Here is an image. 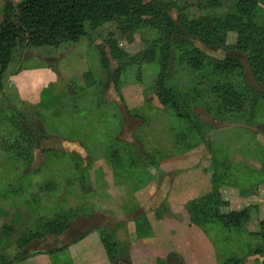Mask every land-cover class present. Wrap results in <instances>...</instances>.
<instances>
[{
  "label": "rangeland",
  "instance_id": "rangeland-1",
  "mask_svg": "<svg viewBox=\"0 0 264 264\" xmlns=\"http://www.w3.org/2000/svg\"><path fill=\"white\" fill-rule=\"evenodd\" d=\"M165 1L177 21L181 11L224 17L238 0ZM258 4L264 23V0ZM99 15L84 22L76 43L18 44L4 74L0 264L37 256L44 264H74L71 247L83 258L88 253L86 264L94 255L100 264H262L256 233L264 230V199L256 189L264 182V86L233 49L236 33L226 32L220 47L187 38L213 64L199 71L179 61L183 47L170 40L162 73L156 61L137 66L111 54L112 45L129 56L144 51L159 37L154 28ZM226 59L258 95L246 116L224 111L211 89L226 81L214 71ZM44 68L57 81L45 94L40 85L48 78L37 76ZM38 78L39 87L29 86ZM213 173L221 213L246 210L242 228L193 221L186 205L213 192ZM203 179L205 189L197 184ZM41 184L46 191L37 193ZM139 191L154 192L137 199Z\"/></svg>",
  "mask_w": 264,
  "mask_h": 264
},
{
  "label": "trees",
  "instance_id": "trees-1",
  "mask_svg": "<svg viewBox=\"0 0 264 264\" xmlns=\"http://www.w3.org/2000/svg\"><path fill=\"white\" fill-rule=\"evenodd\" d=\"M259 2L260 0H238L235 11L224 17L213 14L190 16L181 11L177 21H173L169 16L173 4L165 0H20L18 3L1 0L0 88L18 44L25 42L34 48H55L63 43H76L85 35L84 22L99 14L121 19L136 28H154L159 37L144 51L129 56L112 45L111 54L118 61L137 66L156 61L162 67V73L170 59V40H175V43L183 47L179 50V61L191 70L199 71L206 67L211 69L213 64L207 62L204 53L187 38L191 37L208 48L220 47L226 32L234 31L237 37L233 49L246 57L252 76L264 86V23L258 21L262 12ZM238 70L239 67L229 59L217 61L214 71L224 73L226 81L213 85L211 89L224 111L234 108L243 111L246 116L247 109L256 104L258 95L237 79L241 77ZM163 78L160 75L158 79L163 81ZM240 86L243 91H239ZM48 88L51 85L43 89L42 93L45 94ZM214 177L215 173L212 175L213 192L186 205L191 215H194L193 221L203 226L210 220L218 219L225 228H242L246 223V210L221 213L220 207L223 204L215 192ZM46 188L45 184L39 185L37 193H44ZM257 235L261 236L259 238L264 246V230L257 232Z\"/></svg>",
  "mask_w": 264,
  "mask_h": 264
},
{
  "label": "crops",
  "instance_id": "crops-1",
  "mask_svg": "<svg viewBox=\"0 0 264 264\" xmlns=\"http://www.w3.org/2000/svg\"><path fill=\"white\" fill-rule=\"evenodd\" d=\"M11 1H13L14 3H18L20 0H11ZM1 0H0V6H1ZM49 70L47 69V68H44V69H42V70H38V74H37V76L38 77H46V78H48V81H42L43 83H42V85H40V89H44V87L45 86H48L49 84H51V85H53V84H56V82L57 81H55L54 80V78L55 77H53V79H52V77L49 75ZM39 82H41V79H39L38 78V81H34V83L35 84H29V86H31V85H33V86H38L39 87ZM28 86V85H27ZM23 91H27V88L26 87H24V85H22V87H20ZM192 162V161H191ZM193 163V165L195 166V164L196 163H194V162H192ZM199 167H200V165H198V166H196V170H195V174H197L198 172H199ZM204 169V168H203ZM202 169V170H203ZM164 170H166V167H164ZM201 170V171H202ZM203 172H205L204 170L202 171V174L203 175H207V173H203ZM210 175V174H209ZM209 178H210V176H209ZM184 179V178H183ZM185 180V179H184ZM180 181V180H179ZM182 181V180H181ZM156 182V181H155ZM208 182V180H206V179H203V180H201L200 182H198L197 184H198V186H200V188H202V186H203V188L205 189V187H204V185L206 184ZM182 183V182H181ZM263 183V185H261ZM260 185L261 186H259L258 187V189H256V194L258 195V196H260L258 199H259V201H262L263 199H264V182H262ZM182 186H183V184H182ZM155 191V190H154ZM154 191H152L151 193L150 192H146V191H139V192H137L136 193V197H137V199H139V193H142L143 195H148V196H150ZM175 190H170L169 189V193H167L166 194V198H167V203H168V208H170V210H173L174 209V207L176 206H178L177 205V202L175 203V204H173V201L172 200H175V198H174V194H175ZM194 192H197L196 190L194 191ZM177 210V209H176ZM174 211V210H173ZM169 212V211H168ZM175 212V211H174ZM151 215H153V211L151 212ZM152 219V218H151ZM167 219V218H166ZM165 220V219H164ZM255 225V224H254ZM73 247H71L70 248V252H71V254L73 255V263L74 264H86V262L87 261H89V256H88V253H86L87 254V256L86 257H82V256H80V253H81V251L79 250V249H74V251H73ZM93 251V250H92ZM78 252H80L79 254H78ZM92 253V252H91ZM86 258V259H85ZM90 258H91V264H100L101 263V261H98V259H97V256L96 255H94V256H90ZM88 263V262H87ZM23 264H44V261H43V258H40V256H37V257H33V258H30L29 260H27V261H24V263Z\"/></svg>",
  "mask_w": 264,
  "mask_h": 264
}]
</instances>
